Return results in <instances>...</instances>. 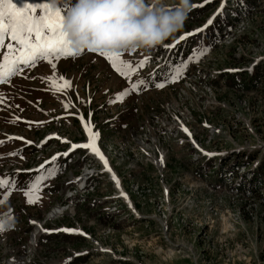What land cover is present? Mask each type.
I'll return each instance as SVG.
<instances>
[{
	"label": "rangeland",
	"instance_id": "374dc122",
	"mask_svg": "<svg viewBox=\"0 0 264 264\" xmlns=\"http://www.w3.org/2000/svg\"><path fill=\"white\" fill-rule=\"evenodd\" d=\"M39 1L62 15L75 2ZM239 1L192 0L183 29L164 42L204 28L153 74L144 68L164 42L120 53L136 69L129 77L83 51L52 59L56 81L42 79L52 68L41 59L0 84V264H263L264 0ZM85 125L130 204L95 156L73 147L88 138ZM70 149L79 151L24 172ZM37 176L40 200L28 204L23 192Z\"/></svg>",
	"mask_w": 264,
	"mask_h": 264
},
{
	"label": "snow or ice",
	"instance_id": "6c2138e0",
	"mask_svg": "<svg viewBox=\"0 0 264 264\" xmlns=\"http://www.w3.org/2000/svg\"><path fill=\"white\" fill-rule=\"evenodd\" d=\"M192 7H197V5H192ZM38 10L39 14H37ZM62 19L61 10L52 3H23L21 7H17L12 0H0V49H5L2 55H0V84L6 82L10 77L20 75L22 68L27 69L28 67H33L41 59L47 61L52 68V75L42 77V79L49 81L57 80V65L52 63V59L78 55L70 49L66 36L61 30ZM211 23L212 20L210 19L208 24ZM200 31L202 29H196V32ZM193 35V32H187L185 35H181L179 39L183 41L185 36L190 37ZM167 47H171V45ZM99 55L108 59L112 68L122 77H129L130 73L136 71L126 61L120 59V53L100 52ZM143 65L144 61L142 60L137 67H143ZM182 67H186V65L177 66L175 74L172 76V81H175L182 75ZM59 81L63 82L64 89L71 86V82L65 80L63 76H59ZM139 83L143 84L144 81L141 80ZM137 86L136 83L131 84V90L136 91ZM155 87L163 88L164 84L156 83ZM127 92L128 89L126 88L120 95H126ZM182 130L187 132V129L182 128ZM85 131L88 133L89 142L81 145H73V147L90 149L104 162L105 168H107V162L94 143L96 139L95 134L89 130L87 125H85ZM63 155L67 156L68 153L65 152ZM205 155L211 156L214 154L205 153ZM54 159L55 157H53ZM43 167V164L40 165L41 169ZM53 173L54 170H50L49 176ZM41 179L43 177L37 176L34 181L26 186L27 190L23 192L26 203L36 204L39 202L40 196L37 193ZM5 183L7 181L0 180V187H3ZM2 202L0 201V203ZM0 231H3V224H0ZM60 231L73 232L74 230L60 229ZM80 234L83 235V233Z\"/></svg>",
	"mask_w": 264,
	"mask_h": 264
},
{
	"label": "clouds",
	"instance_id": "9594fccd",
	"mask_svg": "<svg viewBox=\"0 0 264 264\" xmlns=\"http://www.w3.org/2000/svg\"><path fill=\"white\" fill-rule=\"evenodd\" d=\"M191 10L192 0H75L61 30L77 54L151 50L181 31Z\"/></svg>",
	"mask_w": 264,
	"mask_h": 264
},
{
	"label": "bare ground",
	"instance_id": "6f19581e",
	"mask_svg": "<svg viewBox=\"0 0 264 264\" xmlns=\"http://www.w3.org/2000/svg\"><path fill=\"white\" fill-rule=\"evenodd\" d=\"M156 72V71H155ZM154 72V73H155ZM167 110V109H166ZM170 113V112H169ZM166 114V113H165ZM161 116V115H160ZM171 117V116H170ZM155 120H156V118H155ZM172 121V120H171ZM171 121H169V122H171ZM168 123V122H167ZM182 123V122H181ZM180 123V124H181ZM178 125V124H177ZM174 126V125H173ZM173 128V127H172ZM176 127L174 126V129H175ZM214 128V127H213ZM179 129V128H178ZM207 129V128H206ZM210 129V128H209ZM208 130V129H207ZM183 132H185L184 130H182ZM46 138L47 139H50L51 138V136H46ZM88 140V138L86 139V140H84L83 142H81V143H79L78 145H81V144H85V143H88L89 141H87ZM96 145V144H95ZM97 147V146H96ZM98 148V147H97ZM192 148H194V146L192 145ZM84 149V148H83ZM87 151H88V153H90L91 155H93V156H95V160L97 159L98 160V162H100L101 164H102V168H103V170L101 171V172H107V174H108V177H109V180L112 182V183H115L116 184V186H117V183H118V181H117V178H116V175H115V173L114 172H112V170L109 168V166H108V163H107V168H105V164H104V162L103 161H101L100 159H99V157H97L96 155H95V153L93 152V151H91L90 149H86ZM102 154V153H101ZM102 156H103V154H102ZM60 157V158H59ZM104 157V156H103ZM62 157L61 156H57L54 160H52V162H54L55 160H57V159H61ZM104 160L106 161V159H105V157H104ZM107 162V161H106ZM92 173H94V172H92ZM91 173H89L88 175H90ZM113 177H115V179H113ZM117 187H119V186H117ZM119 189H120V191H121V193H123V198H125V200L130 204V202H129V200H128V198L125 196V193L123 192V190L119 187ZM130 206V205H129ZM58 212H63V208L61 209V207H59V208H55V209H52L49 213V216H51V215H54V214H56V213H58ZM34 225H36V227H37V229H40L41 228V226H42V223H37V222H35L34 223ZM33 233H35V232H33ZM34 236V235H33Z\"/></svg>",
	"mask_w": 264,
	"mask_h": 264
},
{
	"label": "trees",
	"instance_id": "16d2710c",
	"mask_svg": "<svg viewBox=\"0 0 264 264\" xmlns=\"http://www.w3.org/2000/svg\"><path fill=\"white\" fill-rule=\"evenodd\" d=\"M258 170L260 171L261 175L263 174V176H262V179H263L264 178V158H263ZM263 264H264V261H263Z\"/></svg>",
	"mask_w": 264,
	"mask_h": 264
}]
</instances>
